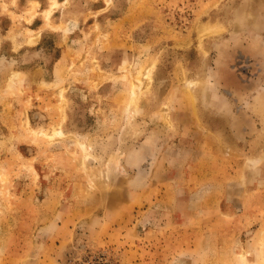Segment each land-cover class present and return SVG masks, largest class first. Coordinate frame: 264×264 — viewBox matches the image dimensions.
Listing matches in <instances>:
<instances>
[{
  "label": "rangeland",
  "instance_id": "rangeland-1",
  "mask_svg": "<svg viewBox=\"0 0 264 264\" xmlns=\"http://www.w3.org/2000/svg\"><path fill=\"white\" fill-rule=\"evenodd\" d=\"M9 260L264 264V0H0Z\"/></svg>",
  "mask_w": 264,
  "mask_h": 264
},
{
  "label": "crops",
  "instance_id": "crops-1",
  "mask_svg": "<svg viewBox=\"0 0 264 264\" xmlns=\"http://www.w3.org/2000/svg\"><path fill=\"white\" fill-rule=\"evenodd\" d=\"M25 45H28V43L27 44H25ZM61 51H60V54L58 53V55L54 58V64H53V66H52V68H50V74L51 75H53V77H54V79H58V77H59V75H58V71H59V69L57 68V61H59V60H61V58H63V55H64V58L67 56H65V52L63 53V50L62 49H60ZM35 68H37V69H39V71H40V74H42V76H40V77H43V76H45V74H44V72H46V70L42 67V66H37V67H35ZM35 68L34 69H24V70H21V75H24L25 77H27L28 75H27V73L28 72H32L33 70H35ZM26 72V73H25ZM42 72V73H41ZM58 72V73H57ZM14 73V71L12 72V70L10 71V74H8V76H12V74ZM26 74V75H25ZM60 74V73H59ZM23 76V77H24ZM24 77V78H25ZM9 78H11V77H9ZM38 81L39 82H41L42 80H41V78H39L38 79ZM15 83H17V82H15ZM11 263V261L9 260V264ZM14 263V262H13Z\"/></svg>",
  "mask_w": 264,
  "mask_h": 264
}]
</instances>
